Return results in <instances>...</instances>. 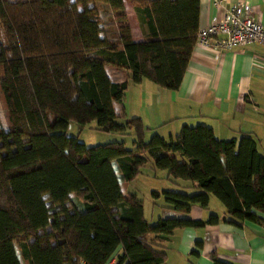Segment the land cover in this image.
I'll return each instance as SVG.
<instances>
[{
    "label": "trees",
    "instance_id": "1",
    "mask_svg": "<svg viewBox=\"0 0 264 264\" xmlns=\"http://www.w3.org/2000/svg\"><path fill=\"white\" fill-rule=\"evenodd\" d=\"M98 2L112 12L128 2L144 40L125 37L127 26L105 38ZM199 8V0H0V264H161L174 230L218 222L211 214L149 224L142 199L121 188L145 168L174 187L151 192L172 211L207 209L213 197L222 221L264 226V156L250 135L221 140L198 124L147 140L157 127L114 111L129 81L178 89ZM107 67L128 79L114 83ZM92 122L129 136L131 147L67 134Z\"/></svg>",
    "mask_w": 264,
    "mask_h": 264
},
{
    "label": "crops",
    "instance_id": "2",
    "mask_svg": "<svg viewBox=\"0 0 264 264\" xmlns=\"http://www.w3.org/2000/svg\"><path fill=\"white\" fill-rule=\"evenodd\" d=\"M223 2V6L215 7L210 0H199L198 29L205 27L213 16L221 18L237 2H244L253 18L264 25V0ZM112 14L114 40L122 35L124 26L129 29L125 37L135 42L144 40L128 2L124 10ZM106 73L114 83L128 79L125 71L106 68ZM121 110L126 118L139 117L146 127H157V134L162 137L174 136L183 125L198 124L211 127L221 140L248 134L264 156V46L248 44L215 54L211 49L194 45L176 91L160 88L145 79L138 84L129 81L122 106L114 104L116 114ZM163 175L162 171L155 173L157 177ZM148 187L152 191L174 188L167 180L160 188ZM213 200L216 199H209L207 209L194 205L187 214L166 208L162 197L150 202L146 211L143 206L149 224L158 219L205 222L211 214L219 218L215 224L174 230L163 242L165 261L161 264H214L213 257L227 264H264V226L247 221L237 226L222 221L224 208Z\"/></svg>",
    "mask_w": 264,
    "mask_h": 264
},
{
    "label": "built area",
    "instance_id": "3",
    "mask_svg": "<svg viewBox=\"0 0 264 264\" xmlns=\"http://www.w3.org/2000/svg\"><path fill=\"white\" fill-rule=\"evenodd\" d=\"M210 1L215 7L224 4L223 0ZM248 44L264 46V25L253 18L244 2L228 7L221 18L213 16L205 27L198 29L194 43L215 54Z\"/></svg>",
    "mask_w": 264,
    "mask_h": 264
},
{
    "label": "rangeland",
    "instance_id": "4",
    "mask_svg": "<svg viewBox=\"0 0 264 264\" xmlns=\"http://www.w3.org/2000/svg\"><path fill=\"white\" fill-rule=\"evenodd\" d=\"M97 5L99 8L101 23L104 28L103 36L108 39H114V14H112V11H110L104 3L98 2ZM107 69L110 71L113 70L112 68H109V67H107ZM3 111L4 110L0 104V129L2 128L6 129V126L3 120ZM155 133H158V128L155 131L148 133L146 139L148 140L150 136ZM67 134L77 135L78 140L84 143L86 146H94L97 144H104L106 142L125 140L126 147L127 148L131 147V138L129 136H120L117 134H111V133L106 134V133L99 132L95 129L94 122L86 125L79 132H77L75 124H70L67 130ZM165 138H167V136ZM150 173L152 172L149 170V168H145L144 172L138 175L137 178L129 185H127L124 182H121V188L124 193H127L128 191H131V190H136V192L138 193V196L143 201V206H144L145 211L146 209H148L147 207L150 208V205L152 201L154 200V198H152L151 196L152 190L151 189L149 190L148 186H154L155 188L157 187L160 188V186L162 185V182L165 181V180L158 179V177L149 178ZM213 201H217V200H213Z\"/></svg>",
    "mask_w": 264,
    "mask_h": 264
}]
</instances>
